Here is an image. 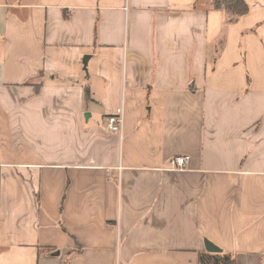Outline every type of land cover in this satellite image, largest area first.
Masks as SVG:
<instances>
[{
  "label": "crops",
  "instance_id": "0c3cea01",
  "mask_svg": "<svg viewBox=\"0 0 264 264\" xmlns=\"http://www.w3.org/2000/svg\"><path fill=\"white\" fill-rule=\"evenodd\" d=\"M245 1L231 22L212 0H0V264H201L206 241L264 264V0Z\"/></svg>",
  "mask_w": 264,
  "mask_h": 264
},
{
  "label": "trees",
  "instance_id": "16d2710c",
  "mask_svg": "<svg viewBox=\"0 0 264 264\" xmlns=\"http://www.w3.org/2000/svg\"><path fill=\"white\" fill-rule=\"evenodd\" d=\"M215 9H223L231 14V22L246 14L249 6L245 0H212ZM88 92V91H87ZM201 264H237L235 256L227 253L207 254L200 257Z\"/></svg>",
  "mask_w": 264,
  "mask_h": 264
},
{
  "label": "built area",
  "instance_id": "2783aa9c",
  "mask_svg": "<svg viewBox=\"0 0 264 264\" xmlns=\"http://www.w3.org/2000/svg\"><path fill=\"white\" fill-rule=\"evenodd\" d=\"M124 125V113L112 114L106 118V130L108 132H114L121 134ZM189 155H175L169 159L171 168L173 169H186L189 165Z\"/></svg>",
  "mask_w": 264,
  "mask_h": 264
},
{
  "label": "water",
  "instance_id": "95a60500",
  "mask_svg": "<svg viewBox=\"0 0 264 264\" xmlns=\"http://www.w3.org/2000/svg\"><path fill=\"white\" fill-rule=\"evenodd\" d=\"M83 63H84V70L87 71V57L84 59ZM206 249L207 251L212 253H221L222 251L218 246H216L210 241H206Z\"/></svg>",
  "mask_w": 264,
  "mask_h": 264
}]
</instances>
